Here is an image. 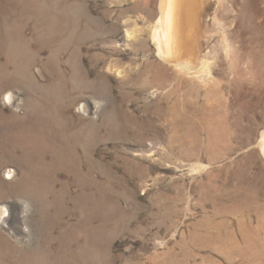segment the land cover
Segmentation results:
<instances>
[{"label": "rangeland", "instance_id": "374dc122", "mask_svg": "<svg viewBox=\"0 0 264 264\" xmlns=\"http://www.w3.org/2000/svg\"><path fill=\"white\" fill-rule=\"evenodd\" d=\"M236 1L205 2L204 86L160 0H0V264H264V0Z\"/></svg>", "mask_w": 264, "mask_h": 264}, {"label": "bare ground", "instance_id": "6f19581e", "mask_svg": "<svg viewBox=\"0 0 264 264\" xmlns=\"http://www.w3.org/2000/svg\"><path fill=\"white\" fill-rule=\"evenodd\" d=\"M210 1L212 0H160V16L153 33V39L157 47L159 58L166 64L170 65L173 70L179 71L180 73H183L185 75H188L190 78L195 79H191L192 81L195 82L196 80H198L200 82L206 83L204 86L212 83H215L217 85L220 84L218 80L214 79L216 77H214L215 74L213 75L212 71L214 70V67L221 62L218 61L219 63L214 65L215 62L213 63V61L209 59L205 51H203L204 54L202 56V58L204 59L202 63L203 68L200 67L202 68L200 71H194V63L196 61L195 58L198 57L197 54L200 48V41L202 37L201 34L203 33L202 30L203 28L207 30L208 26V22L204 19L206 10L205 2H207L208 4L210 3ZM217 2L221 6H224L226 2H228L230 11H232L235 15L236 10L233 9V7H236L238 5V2L236 0H217ZM209 18L210 15L208 14V19ZM222 20L223 19L219 17V11H216L213 15V21L216 22L219 27H221L223 26ZM233 20L235 21L236 18L234 17ZM222 37L226 40L227 46V48L225 49L226 58L224 59H228L229 61H231L230 63L234 64V62L236 63V61H238L240 58L237 54L238 46L236 43H234V40L233 42L229 41L228 38H230V36L228 33L226 34L225 31L224 34L222 33ZM160 62L155 65L156 70L162 72L161 74H167V67L165 66V64H162ZM237 66L238 65L236 64V67ZM240 73L241 71L239 72V75ZM170 76H172L177 83L174 82L175 84L173 85V88L169 92H167V94L168 96H175L177 103V92L180 90V77L176 72ZM177 76L179 78H177ZM194 82L192 83L193 88L195 84ZM196 89L199 90V88ZM158 91L159 90H155L153 94L155 95ZM10 97L11 96H9V99ZM259 147L264 158V130L260 133ZM5 214L6 210L1 208L0 219L4 217Z\"/></svg>", "mask_w": 264, "mask_h": 264}]
</instances>
